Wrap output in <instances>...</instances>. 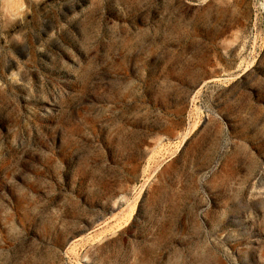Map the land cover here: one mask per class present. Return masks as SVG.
Here are the masks:
<instances>
[{
	"label": "rangeland",
	"instance_id": "1",
	"mask_svg": "<svg viewBox=\"0 0 264 264\" xmlns=\"http://www.w3.org/2000/svg\"><path fill=\"white\" fill-rule=\"evenodd\" d=\"M0 264H264V0H0Z\"/></svg>",
	"mask_w": 264,
	"mask_h": 264
}]
</instances>
